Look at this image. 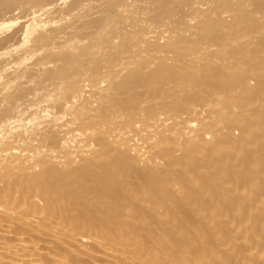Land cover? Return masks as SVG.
<instances>
[{"label":"bare ground","instance_id":"bare-ground-1","mask_svg":"<svg viewBox=\"0 0 264 264\" xmlns=\"http://www.w3.org/2000/svg\"><path fill=\"white\" fill-rule=\"evenodd\" d=\"M0 264H264V0H0Z\"/></svg>","mask_w":264,"mask_h":264}]
</instances>
